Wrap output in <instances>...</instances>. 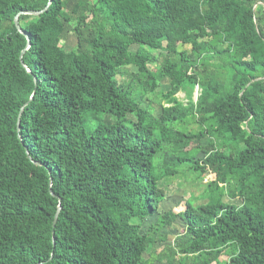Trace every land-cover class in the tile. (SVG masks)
I'll list each match as a JSON object with an SVG mask.
<instances>
[{"label":"trees","instance_id":"1","mask_svg":"<svg viewBox=\"0 0 264 264\" xmlns=\"http://www.w3.org/2000/svg\"><path fill=\"white\" fill-rule=\"evenodd\" d=\"M47 3L0 0V264H264V0H52L25 49Z\"/></svg>","mask_w":264,"mask_h":264},{"label":"rangeland","instance_id":"2","mask_svg":"<svg viewBox=\"0 0 264 264\" xmlns=\"http://www.w3.org/2000/svg\"><path fill=\"white\" fill-rule=\"evenodd\" d=\"M136 49L135 46L131 48L132 51ZM179 50H185L189 51L188 46H179ZM168 90L167 83L164 82L162 85V91L165 92ZM176 98L183 102V104H186V97L185 93L179 92L176 95ZM192 100H195V95L193 93ZM142 105L145 107L147 106L146 102H143ZM151 108L153 109V113L158 114L159 107L155 103L151 105ZM129 120H132V116H128ZM101 120H104L105 123L111 124L113 122V119L109 116H104L101 118ZM88 131H91L93 127H90L88 125L87 127ZM204 144V143H203ZM200 156V155H199ZM214 175L213 174H204L201 177V183L199 180L196 179V175L193 173H189L187 171L181 172L179 175L172 177V178H165L159 183V187L165 191V199L159 206V213L164 214L170 210L173 212H178L184 209L185 203L187 201H193L194 206L204 204L206 202L205 199L198 198L199 196H202L203 193H205V186L204 183L206 180H213ZM226 202V200H225ZM236 205L239 204V202L235 203ZM183 225L180 220L176 219L174 222V227L172 228H166L163 230V233L166 235H169V243H172L173 238L177 236L179 233H182ZM157 252L160 251V246L156 247ZM150 250L143 255L144 260H148L149 258ZM220 261L222 264L226 261L225 257H221ZM154 264H164V262H155Z\"/></svg>","mask_w":264,"mask_h":264},{"label":"water","instance_id":"3","mask_svg":"<svg viewBox=\"0 0 264 264\" xmlns=\"http://www.w3.org/2000/svg\"><path fill=\"white\" fill-rule=\"evenodd\" d=\"M51 1H52V0H48L47 6H46L42 11H39V12H33V11L20 12L17 16H15V18H14V25H15L16 30H17L20 34L24 35V36L26 37V39H27V45H26V48H25V49H27V48L29 47L30 42H29V40H28V38H27L25 32L22 31L21 28H20L19 25H18V17H19L20 15H33V16H37V15L41 14L42 12H44V11L48 8V6L51 4ZM23 52H24V51H23ZM23 52H21V54H20V56H19V60H20V61H21V58H22ZM21 64H22V62H21ZM28 72H29V71H28ZM33 80H34V83L36 84V79H33ZM197 90H198V87H196L195 90H194L195 98H196V96H197ZM28 103H29V101L26 102V103L20 108V110H19L18 117H17V128L19 127L21 114L23 113L24 108L28 105ZM53 196H54V195H53ZM59 211H60V207L58 206V208H57V210H56V212H55V215H54L53 222H52V227H53V228H54V226H55V223H56V220H57V217H58ZM52 235H53V232H52ZM52 245L54 246V240H53V238H52Z\"/></svg>","mask_w":264,"mask_h":264}]
</instances>
